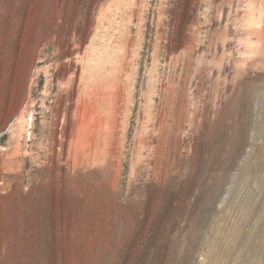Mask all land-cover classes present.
Masks as SVG:
<instances>
[{
    "label": "rangeland",
    "instance_id": "rangeland-1",
    "mask_svg": "<svg viewBox=\"0 0 264 264\" xmlns=\"http://www.w3.org/2000/svg\"><path fill=\"white\" fill-rule=\"evenodd\" d=\"M0 264H264V0H0Z\"/></svg>",
    "mask_w": 264,
    "mask_h": 264
},
{
    "label": "bare ground",
    "instance_id": "bare-ground-1",
    "mask_svg": "<svg viewBox=\"0 0 264 264\" xmlns=\"http://www.w3.org/2000/svg\"><path fill=\"white\" fill-rule=\"evenodd\" d=\"M252 25V24H251ZM251 25H247L248 26V30L249 31H253V29L254 28H252V26ZM255 26V25H254ZM256 29V28H255ZM100 57H102V56H100ZM91 62H93V61H91ZM101 64H102V62H101ZM92 65H93V63H92ZM93 67V66H92ZM95 68H97V66L95 67ZM94 69V68H93ZM99 69V68H98ZM98 71V70H97Z\"/></svg>",
    "mask_w": 264,
    "mask_h": 264
}]
</instances>
